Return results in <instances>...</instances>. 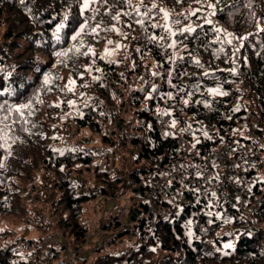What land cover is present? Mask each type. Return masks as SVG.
Returning a JSON list of instances; mask_svg holds the SVG:
<instances>
[{
	"label": "trees",
	"instance_id": "trees-1",
	"mask_svg": "<svg viewBox=\"0 0 264 264\" xmlns=\"http://www.w3.org/2000/svg\"><path fill=\"white\" fill-rule=\"evenodd\" d=\"M222 30L242 42L239 69ZM111 45L120 56L107 59ZM165 103L178 123L206 125L213 143L260 137L263 157L264 129L263 137L248 128L243 137L238 126L264 124V0H0V264H70L64 251L82 248L90 233L85 203L121 198L176 156L177 139L156 128ZM131 112L149 122L147 141L129 137ZM74 128L104 132L114 157L129 139L140 154L103 168L72 141ZM254 191L247 208L254 229L236 212L218 220L197 203L160 217L150 233L147 206L136 203L141 247L121 259L94 246L89 264H264V174ZM29 217L38 224L28 236L8 223ZM110 219L104 230L119 225ZM46 247L49 255L39 257Z\"/></svg>",
	"mask_w": 264,
	"mask_h": 264
},
{
	"label": "built area",
	"instance_id": "built-area-1",
	"mask_svg": "<svg viewBox=\"0 0 264 264\" xmlns=\"http://www.w3.org/2000/svg\"><path fill=\"white\" fill-rule=\"evenodd\" d=\"M156 128L166 137H175L178 148L174 158L157 165L139 182L136 193L147 206L149 232L160 217L197 203L218 220L230 221L231 213L236 212L245 217L247 229H254L247 208L254 202L255 185L264 174L260 137L213 143L206 125L178 123L167 103L160 110ZM180 196L188 200L182 207Z\"/></svg>",
	"mask_w": 264,
	"mask_h": 264
},
{
	"label": "rangeland",
	"instance_id": "rangeland-1",
	"mask_svg": "<svg viewBox=\"0 0 264 264\" xmlns=\"http://www.w3.org/2000/svg\"><path fill=\"white\" fill-rule=\"evenodd\" d=\"M212 7V6H211ZM208 14V18L210 21H215V14L211 13ZM217 24V23H216ZM218 25V24H217ZM224 32L223 34L225 37L232 42L233 45L237 46V42L239 41L238 37L235 33L228 32L226 30H222ZM120 46L119 45H111L109 49L106 51L105 56L107 59H111L117 56H120ZM239 51V50H237ZM237 55V52H236ZM103 75V74H102ZM101 74L98 72L97 77L99 78ZM139 83L141 85H144L140 80ZM158 87V81H152L150 90L146 93V100H150L152 93L157 91ZM137 89H140V85ZM213 92V91H212ZM214 95V94H213ZM215 96V95H214ZM237 103V109L241 110L243 107V99L242 97H239ZM148 102L145 101L144 104H142V110L148 109ZM136 108V106H134ZM158 108V105L156 106ZM109 112V111H108ZM73 116L75 113H71ZM109 117L107 120L111 121V127L109 128L111 131L114 130V127H116V119L113 117L111 112L108 113ZM68 115V114H67ZM73 116L70 117L72 120ZM128 122L130 123V126L126 127V131L129 135V137L133 138L136 137L139 142H145L147 141V129L150 127L149 122L143 117L138 116L134 112H131L130 114L126 113L124 116ZM104 120V119H103ZM106 121V120H105ZM118 125L123 126L124 123L120 122ZM104 127V126H103ZM240 135L243 137H246L248 135V131L251 134H255L258 136L261 135V130L264 129V124L256 121L253 124L251 123V120L247 125H239ZM248 128V131H247ZM104 130V129H103ZM106 130V128H105ZM218 131L217 129H215ZM104 132L101 134L91 133L86 129L83 130H76V128L73 129L71 133L72 141L81 143L82 147H87L91 154H94L93 156L96 158L95 161L101 166V167H107L110 166L114 169L118 168L120 165L122 166V163L120 164V161L122 158H119V155L122 154L125 161L128 163H132L133 160L137 159L140 150L141 145L133 143L131 139H129L128 143L126 144L125 151L122 153H119L118 158L114 157L117 154H114L112 152L111 146L109 144H106V142L103 141ZM215 135L213 137L215 138ZM264 136V134H263ZM262 136V137H263ZM65 142V141H64ZM264 145V144H263ZM264 159V155L262 157ZM147 161H142V164H146ZM88 172H86V175ZM144 176L141 178L143 179ZM141 179V180H142ZM140 180V181H141ZM139 184H137L136 188H131L125 190L124 194L121 198L118 199H112L105 201L103 198H92L91 200L87 201L85 203L86 208V215L85 219L89 220V227H90V233L88 234V238L84 246L82 248L77 249H70L68 248L63 253V259L65 261H69L70 264H89L90 262V255L93 253V247L94 246H100L101 244H104L107 246V248L114 252L115 254L118 253L119 258L125 259L127 258L133 250L137 249L138 247H141L142 241L140 238V229L135 226V224L138 223V219L140 216V212L138 211V207H135L136 203H141V197L139 194L134 192V189H138ZM32 190H35V188H32ZM180 206H184L185 203H187V199L185 196H180ZM134 213H137V216H135L134 220L132 219V216ZM113 217H119V225L116 226V228H110L109 230H104L103 226L104 224H110V218ZM9 224H15L17 231L21 236H28L30 234L31 228L29 227L31 224L37 225L38 222L34 221L32 218L27 219V223H23L20 220L16 219H10L8 221ZM116 223H112V226H115ZM138 225V224H137ZM31 230V231H30ZM130 230L129 233L124 234L123 236L117 238V240L113 243H109V241L119 232ZM48 234V233H46ZM51 239V238H50ZM60 239V238H59ZM64 243V242H63ZM109 243V244H108ZM49 248L46 247L43 250V256L39 254V257H44V255H49ZM16 253H18V249L16 248L14 250ZM105 254V252H103ZM116 256V255H115ZM43 259V258H41ZM120 260H116L117 262H120ZM43 261L46 262V260L43 259ZM33 264H37L36 262H33Z\"/></svg>",
	"mask_w": 264,
	"mask_h": 264
},
{
	"label": "crops",
	"instance_id": "crops-1",
	"mask_svg": "<svg viewBox=\"0 0 264 264\" xmlns=\"http://www.w3.org/2000/svg\"><path fill=\"white\" fill-rule=\"evenodd\" d=\"M239 39V38H238ZM242 44V42L240 41V39H239V41L237 42V46L235 47L236 48V51L237 50H241V45ZM239 51L237 52V55L236 56H238V58H237V65L235 66V69H239V67H240V63H239Z\"/></svg>",
	"mask_w": 264,
	"mask_h": 264
},
{
	"label": "snow or ice",
	"instance_id": "snow-or-ice-1",
	"mask_svg": "<svg viewBox=\"0 0 264 264\" xmlns=\"http://www.w3.org/2000/svg\"><path fill=\"white\" fill-rule=\"evenodd\" d=\"M93 2H97V0H93ZM99 2L101 3H105L106 0H99ZM85 7H88L87 3L84 5ZM73 39H75V37H73ZM58 55H63V53H58Z\"/></svg>",
	"mask_w": 264,
	"mask_h": 264
},
{
	"label": "water",
	"instance_id": "water-1",
	"mask_svg": "<svg viewBox=\"0 0 264 264\" xmlns=\"http://www.w3.org/2000/svg\"><path fill=\"white\" fill-rule=\"evenodd\" d=\"M134 192H137V189H134ZM263 209H264V204L261 206V209L260 210H263ZM139 212H141V211H139ZM135 216H137V213H134V215L132 216V219L133 220H134Z\"/></svg>",
	"mask_w": 264,
	"mask_h": 264
}]
</instances>
